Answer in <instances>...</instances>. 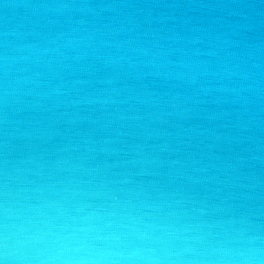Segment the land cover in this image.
Here are the masks:
<instances>
[{"label":"water","instance_id":"95a60500","mask_svg":"<svg viewBox=\"0 0 264 264\" xmlns=\"http://www.w3.org/2000/svg\"><path fill=\"white\" fill-rule=\"evenodd\" d=\"M0 264H264V0H0Z\"/></svg>","mask_w":264,"mask_h":264}]
</instances>
